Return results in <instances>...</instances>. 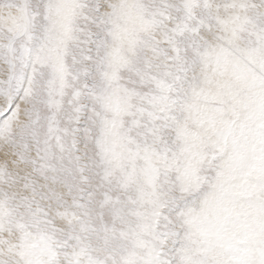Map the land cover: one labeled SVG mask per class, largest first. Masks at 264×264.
Listing matches in <instances>:
<instances>
[{"label":"snow or ice","instance_id":"1","mask_svg":"<svg viewBox=\"0 0 264 264\" xmlns=\"http://www.w3.org/2000/svg\"><path fill=\"white\" fill-rule=\"evenodd\" d=\"M0 264H264V0H0Z\"/></svg>","mask_w":264,"mask_h":264}]
</instances>
